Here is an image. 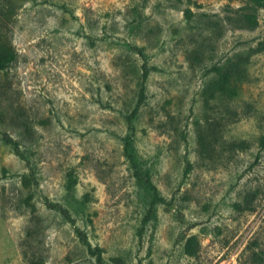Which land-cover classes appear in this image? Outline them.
<instances>
[{
    "label": "rangeland",
    "instance_id": "obj_1",
    "mask_svg": "<svg viewBox=\"0 0 264 264\" xmlns=\"http://www.w3.org/2000/svg\"><path fill=\"white\" fill-rule=\"evenodd\" d=\"M263 41L248 0H0V264H97L56 205L104 264H264Z\"/></svg>",
    "mask_w": 264,
    "mask_h": 264
},
{
    "label": "trees",
    "instance_id": "obj_2",
    "mask_svg": "<svg viewBox=\"0 0 264 264\" xmlns=\"http://www.w3.org/2000/svg\"><path fill=\"white\" fill-rule=\"evenodd\" d=\"M251 4L256 7L264 8V0H248ZM243 29L253 30L258 26V20L255 14L249 13L243 16L240 20H238ZM255 53L264 52V41L259 43L257 48L254 51ZM17 59V53L15 50L8 46L7 44H3L0 46V73L6 71ZM249 59L246 57L239 56L236 59H231L227 66L223 69V72L220 74L218 80L214 83L213 91L210 90V93L213 96L216 94L235 97L238 93L236 90V83L242 78L244 72V65ZM147 68L144 66V76L147 77ZM4 140L8 144H12L15 146L17 151V143L14 142L11 138H8L6 135L4 136ZM241 143L239 145H242ZM261 147L264 148V135L261 138ZM18 152V151H17ZM58 212H60L66 220L75 227V232L77 233L80 240L88 247V251L96 256L97 264H104L102 251L97 249L96 251H92V247L88 242L86 235L76 226L75 221L71 218L70 214L63 207L58 205L54 206ZM187 252L189 255L194 256L196 253V243L195 239L191 238L187 244ZM120 264L121 261H118Z\"/></svg>",
    "mask_w": 264,
    "mask_h": 264
}]
</instances>
